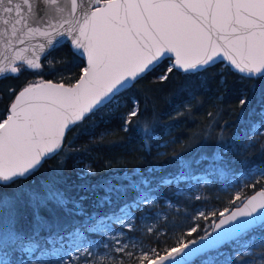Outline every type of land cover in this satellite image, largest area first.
I'll return each instance as SVG.
<instances>
[{
	"label": "snow or ice",
	"instance_id": "snow-or-ice-1",
	"mask_svg": "<svg viewBox=\"0 0 264 264\" xmlns=\"http://www.w3.org/2000/svg\"><path fill=\"white\" fill-rule=\"evenodd\" d=\"M0 77L22 71H42L44 58L53 71L54 65L67 69L68 83L40 79L29 82L19 92L10 89L11 100L0 114V187H9L18 179H27L46 159L59 156L65 136L86 119L95 117L102 109L114 106L127 108L119 114L124 132L135 129L144 149L151 154L153 143L160 140L159 119L154 109L149 111L147 98L129 97L121 103L118 97L131 89L138 80L168 61L165 71L156 79L164 82L174 72L191 79L217 64H223L219 84L225 85L224 69L238 73L243 79L264 80V0H0ZM36 43H32V41ZM13 41H16L14 44ZM67 44L75 65L66 57L49 59V54ZM23 45V47H18ZM7 53H12L8 55ZM86 57V63L84 58ZM79 67V73L72 71ZM74 81V82H73ZM252 92L256 93L253 85ZM179 94V90H178ZM223 100V96L219 97ZM247 93L241 92L238 101V120L244 125L231 137L223 135L211 140L207 135L184 144L171 157L161 149L165 141L156 143L157 157L175 161V171L163 176L167 165L154 163L144 172L134 168L122 177L109 178L102 185L82 184L84 192L102 189L94 208L105 206L103 214L88 213L84 207L87 196L71 197L60 185L61 172L44 181L38 188L25 186L14 195L0 194V264H256L264 261V251L256 255L255 248H264V236L250 235L264 230V191L251 196L230 214L228 208L219 213L198 210L195 219L218 216L209 229H200L196 238L180 239L168 248H146L141 242V223L148 239L160 235L159 217L155 214L160 190L173 195L181 185L202 180L230 165L227 156L235 154L237 145L247 150L264 135V89L257 97L245 119L244 109L251 105ZM187 109L190 104H185ZM177 115H181L178 111ZM209 113V116H212ZM253 116L258 117L253 121ZM103 119V117H101ZM107 133L102 134L106 135ZM215 144L213 155L201 149L206 143ZM196 149V152H193ZM264 155V144L260 145ZM192 153L191 155H185ZM198 153V154H197ZM62 158L59 169L63 167ZM207 162L204 176L197 175ZM79 161L74 166L78 167ZM264 176V168L252 170ZM95 174L85 164L81 179ZM121 179L127 183H112ZM195 187L196 185L193 184ZM136 195L129 200L127 194ZM199 200L201 197L197 196ZM241 199L236 195L230 203ZM24 203L31 209L30 235L18 230L19 207ZM47 210L52 220L40 213ZM64 213V220L56 215ZM139 213V216H137ZM83 218V219H80ZM138 223H133V221ZM114 226H118L114 230ZM200 225L187 232L191 237ZM47 233L41 235V232ZM87 234H101V243ZM229 245L225 253L222 247Z\"/></svg>",
	"mask_w": 264,
	"mask_h": 264
},
{
	"label": "trees",
	"instance_id": "trees-1",
	"mask_svg": "<svg viewBox=\"0 0 264 264\" xmlns=\"http://www.w3.org/2000/svg\"><path fill=\"white\" fill-rule=\"evenodd\" d=\"M61 57H66L75 65L83 66L81 61L73 60L67 44L51 52L48 58L58 59ZM41 64L42 71L27 70L22 71L18 76L12 74L0 79V114L5 113L13 98L9 93L10 89L17 91L29 82H37L40 79H52L68 83V80L65 79L67 69L64 65H54L55 70L53 71L44 58L41 59ZM167 65L168 61H165L159 68L149 73L144 79L138 80L131 89L118 97L122 104L128 103L130 107L129 97L135 96L141 100V108L144 107L145 98H147L149 111L144 113V115L150 116L154 109L159 119L160 126L157 128V132L160 133V140L153 143L151 154L145 151L141 137L135 129L127 133L122 130L119 114L126 112L127 108L120 107L117 111L114 106L109 105L108 108L102 109L95 117L86 119L82 124L66 133L63 151H61L59 156L46 159L39 170L27 179H18L9 187H0V194L7 193L12 196L14 191H21L25 186L38 188L42 182L57 175V170H59L61 179L64 181L60 187L64 188L71 197L87 196L88 199L83 203L89 214L93 211L103 214L109 211L107 206L100 209L93 207L98 196L104 195L103 190L97 189L96 191L84 192L79 188L80 185H102L109 178L122 177L125 172L131 173L134 168H139L144 172L154 163L168 166L164 169V172L157 173V176L174 172L175 161L166 157H157L156 143L174 141V143H169L167 148L161 149V151L168 154V157H171L179 152L184 144L192 143L205 135L214 140L220 135L231 137L237 134L244 127L238 120L240 112L238 101L241 92L247 93L252 101L251 105L246 106L244 109L245 119H248V113L252 108H256L257 111L260 110L256 100L261 90L264 89V80H242L238 73L224 69L223 75L226 78V82L224 86H221L219 80L221 69L224 68V65L217 64L190 80L181 73L174 72L169 80L161 82L156 78L165 71ZM72 71L78 74L79 67H73ZM253 85L256 87L255 94L252 92ZM220 96H223V100L219 99ZM185 104H190V107L186 109L184 107ZM178 111L181 115H177ZM209 113L213 115L209 116ZM251 119L257 121L258 117L253 116ZM104 133L107 134L102 136ZM254 139L257 142L253 143L247 150L240 148L238 144L236 153L227 156L230 165L223 168L222 171H215L213 175L209 176V183L203 186V195L209 198L210 202L219 203L220 206L226 203L225 208L231 209L241 203L252 191L264 187V179L259 177L256 180H245L236 194L228 193L225 197V194L221 192V186L238 173L249 171L256 166L264 168V155L260 152V145L264 144V135ZM214 148L215 144L208 142L201 150L212 156ZM196 151V149H193V152ZM66 153L67 156L66 160L63 161V167L59 169L58 166ZM191 154L186 153L185 155ZM77 161H79L78 167L74 166ZM85 164L90 165L94 169L95 174H88L81 179L80 173L84 169ZM206 164L207 162L200 166L197 174H205ZM112 183H127V181L112 179ZM135 195L134 191H130L127 194V198L131 200ZM158 195L169 196L175 201H180L179 195H173L166 188H162ZM236 195H240L241 199L236 201L235 204L230 203V201L235 199ZM18 211L16 226L18 230L30 235L33 224L31 209L27 206V203H24L19 207ZM215 212L219 213L218 211ZM40 214L46 220H52V216L47 210L42 209ZM56 215L61 220H64L62 211L57 210ZM217 218L218 216L209 215L208 219H199L197 224L200 225V228H198L197 233H193L191 237L186 235L185 240L196 238L200 229L206 228L210 230L211 223L216 221ZM46 234L43 231L41 232L42 236ZM250 235L264 236V230L256 229ZM167 242L168 247L175 245L174 241H169V239H167ZM157 247L165 248L163 245ZM222 249H225L226 253L231 251L229 245L223 246ZM252 251L259 255L261 251H264V248L258 247L252 249ZM195 264H199V261H196ZM233 264H236V261H233ZM256 264H264V261H257Z\"/></svg>",
	"mask_w": 264,
	"mask_h": 264
},
{
	"label": "rangeland",
	"instance_id": "rangeland-1",
	"mask_svg": "<svg viewBox=\"0 0 264 264\" xmlns=\"http://www.w3.org/2000/svg\"><path fill=\"white\" fill-rule=\"evenodd\" d=\"M253 169L245 172H240L231 178L228 182L221 186V192L225 194L226 197L228 193L236 194L240 187L244 184L245 180H256L259 177L264 179V176L259 175L252 171ZM204 176L205 174H197ZM209 181V176H207ZM196 185L195 187L193 186ZM203 183L202 180L194 181L192 184L187 186L181 185V191L177 193L180 196V201H175L169 196H159L158 203L155 205V214L159 217V224L163 225L160 228V235L157 238L148 239V234L143 232V228L147 225L156 224L155 221L146 220L141 223V233L143 236L142 243L146 248L157 247L163 245L168 248V242H176L180 239H186V234L189 228L197 225V219L195 216L198 214V210H203L205 213H210L211 211H224L225 204L220 206L219 203H212L209 198L203 195ZM201 197L197 200L195 197ZM139 216V213H137ZM133 223H138L133 221ZM118 226H114V230ZM88 238L96 243H101V234H87ZM186 242V240H185ZM225 252V249H221ZM226 253V252H225Z\"/></svg>",
	"mask_w": 264,
	"mask_h": 264
},
{
	"label": "water",
	"instance_id": "water-1",
	"mask_svg": "<svg viewBox=\"0 0 264 264\" xmlns=\"http://www.w3.org/2000/svg\"><path fill=\"white\" fill-rule=\"evenodd\" d=\"M0 27H3L2 26V24H0ZM13 43L15 44L16 43V41H13ZM32 43H36V41L34 40V41H32ZM18 47H23V45H18ZM4 51V49H3V46L2 45H0V53H2ZM8 55H11L12 53H7ZM3 59V55H0V60H2ZM40 63H41V61H40ZM84 63H86V57L84 58ZM7 75H12L11 73H6V74H4V77L5 76H7ZM1 78H3V77H0V79ZM43 80H52V79H43ZM54 83H60L61 81H55V80H52ZM38 82V81H37ZM25 86V85H24ZM23 87V86H22ZM22 87L21 88H19L16 92H19L21 89H22ZM12 99H14V97L12 98ZM10 104V103H9ZM260 191H264V187H260V188H258V189H256V190H254V191H252L248 196H246L244 199H243V201L241 202V203H239L238 205H236V206H234V207H232L231 209H229V212L228 213H226V215L227 214H230V212H231V210H233L235 207H239V206H242V203L243 202H245L248 198H250L251 196H253V195H256L258 192H260ZM218 219H219V217L216 219V221H218Z\"/></svg>",
	"mask_w": 264,
	"mask_h": 264
}]
</instances>
